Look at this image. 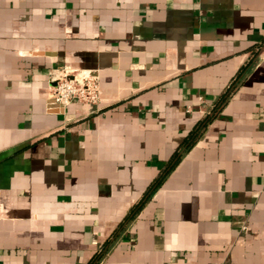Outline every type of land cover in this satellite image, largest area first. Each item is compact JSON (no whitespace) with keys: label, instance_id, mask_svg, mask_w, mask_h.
I'll return each instance as SVG.
<instances>
[{"label":"crops","instance_id":"0c3cea01","mask_svg":"<svg viewBox=\"0 0 264 264\" xmlns=\"http://www.w3.org/2000/svg\"><path fill=\"white\" fill-rule=\"evenodd\" d=\"M63 66L97 105L48 99ZM108 239L98 264H264V0H0V264H88Z\"/></svg>","mask_w":264,"mask_h":264},{"label":"trees","instance_id":"16d2710c","mask_svg":"<svg viewBox=\"0 0 264 264\" xmlns=\"http://www.w3.org/2000/svg\"><path fill=\"white\" fill-rule=\"evenodd\" d=\"M245 68L239 71V73L236 75V77L232 81L231 85L227 88L225 93H223V95L216 101L210 113L206 115L203 119L199 120L192 127L191 131L186 135L185 139L181 143L179 150L172 154L159 176L149 185L144 197L128 211L124 219L119 223V225L113 232V237H116L120 232H122L129 224V222H131L136 217V215L144 207L146 202L150 199L152 194L161 185V183L169 174V172L178 163L181 157V153L188 151L200 138L205 128L214 120L216 115L219 113V111L222 109V107L225 105L227 100L230 98V96L236 89L237 85L241 81L242 76L245 73ZM111 242L112 241L110 239L106 240L101 245L100 249L92 256L88 264H98L107 252Z\"/></svg>","mask_w":264,"mask_h":264},{"label":"built area","instance_id":"2783aa9c","mask_svg":"<svg viewBox=\"0 0 264 264\" xmlns=\"http://www.w3.org/2000/svg\"><path fill=\"white\" fill-rule=\"evenodd\" d=\"M48 99L65 108L73 102L85 105L99 103V85L95 78L63 66L59 69L56 84L48 91Z\"/></svg>","mask_w":264,"mask_h":264}]
</instances>
